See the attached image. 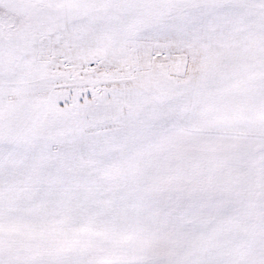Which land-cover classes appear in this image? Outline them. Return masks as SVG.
<instances>
[{"label": "snow or ice", "instance_id": "1", "mask_svg": "<svg viewBox=\"0 0 264 264\" xmlns=\"http://www.w3.org/2000/svg\"><path fill=\"white\" fill-rule=\"evenodd\" d=\"M0 264H264V0H0Z\"/></svg>", "mask_w": 264, "mask_h": 264}]
</instances>
